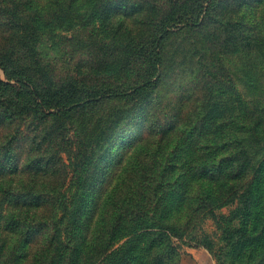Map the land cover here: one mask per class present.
Segmentation results:
<instances>
[{
  "label": "rangeland",
  "instance_id": "obj_1",
  "mask_svg": "<svg viewBox=\"0 0 264 264\" xmlns=\"http://www.w3.org/2000/svg\"><path fill=\"white\" fill-rule=\"evenodd\" d=\"M13 1L21 2L19 13L12 12ZM28 2L38 7L41 23L37 30L26 28L22 33H36L42 64L54 80L71 77L87 86L104 83L114 86L121 80L127 82L137 77L139 68L151 66V55L150 62L145 65L147 54L141 58L137 53H130L127 46L139 44L141 50L148 47L147 39L157 32V20L173 10L169 0H129L133 4L128 8L142 6L140 11L131 10L130 14L122 11V0ZM26 3L25 0H0V50L14 43L17 30L13 26ZM218 14L232 19L242 17L249 24H253L260 14L257 27L261 31L264 28V0H244V5L240 6L224 0L217 11L214 7L202 14L199 27L185 31L182 28L191 26L192 22L178 24V29L162 42L160 69L153 78L157 80V87L149 97L133 99L128 94L106 97L70 109L67 115L56 112L53 107H42L43 114L33 107L23 115V101L14 109L4 104L8 111H0V169L3 168L0 171V198L2 201L11 198L8 191L22 194L28 189L45 193L48 186L55 188L51 190L54 196L44 198L39 207H27L28 221L23 222L24 225L21 223L18 229L9 230L6 225L15 217L19 222L24 216L26 208L21 205L10 206L0 221L5 251L13 249L19 264L31 262L40 250L45 251L53 233L60 227L70 234L65 260L71 259L75 249L81 250L80 260L92 261L98 255L97 250L107 243V238L100 234L103 228L99 225L94 227L97 234L83 230L81 209L82 194H91L100 185L96 182L102 179H122L115 191L118 195L115 201L122 207H134L129 202L133 197V205L138 204L136 215L142 221H153L152 214L170 211L179 215L183 212L180 199L185 194L182 183L189 165L187 160L191 165L197 163L194 157H188L192 144L188 141L199 136L208 124L214 134L217 133L215 127L221 115L234 116V110L229 108L226 112L222 109L233 104V89L243 103L248 102L251 95L249 76L244 70L236 72V67L247 66L245 54L237 55L230 53L228 48H217L220 29L212 17ZM256 58L259 68H264L260 55ZM140 75L143 77L145 71ZM0 80L7 84L9 94H18L22 89L15 79L8 77L2 64ZM259 82L264 85V78ZM30 89L33 91V86ZM138 136H144L141 146L130 148L117 171L111 173L114 162L128 148L130 139ZM198 142L215 143L211 138L193 140L194 145ZM127 179H135V186L130 187ZM93 184L95 186L90 188ZM155 197L157 200L164 198V202L153 213ZM235 206L236 203L224 206L216 211V215L227 217ZM115 211L112 209L108 215L117 214ZM212 217L211 214L205 216L190 235L185 234L180 240L173 238L179 260L187 247H202L195 242L208 239L212 242L211 252L203 248L216 264L214 256L224 242L221 229ZM115 224L116 221L110 223L111 226ZM106 225L108 229L109 225ZM71 227L75 229V239L71 238ZM28 228L31 229L30 242L25 244L23 237ZM148 236L160 238L162 242L167 240L164 233L159 237L150 233L137 241L139 249L146 248L144 241ZM88 241H91L90 245L83 252L82 247ZM124 241L125 238L113 243L98 259V264H106L120 254ZM27 248L26 257L21 256ZM134 250L129 249L127 255L133 256ZM233 252L232 245L231 253L227 254L230 260H233ZM1 259L8 258L2 256ZM174 259H169L168 264ZM134 261L140 260L135 257ZM127 264H132V260L127 259Z\"/></svg>",
  "mask_w": 264,
  "mask_h": 264
},
{
  "label": "trees",
  "instance_id": "obj_2",
  "mask_svg": "<svg viewBox=\"0 0 264 264\" xmlns=\"http://www.w3.org/2000/svg\"><path fill=\"white\" fill-rule=\"evenodd\" d=\"M25 1H27L26 8L22 9L23 13L20 18L17 17L19 20L13 26H16L17 30L14 43L6 49L0 50V64L4 65L8 77L15 79L22 88L18 94H9L6 91L7 84L0 80V111H8L4 106L5 103L9 105L10 109H14L20 101H23L24 106L21 112L23 115L28 114V111L33 107L42 114V107H53L56 112L67 115L70 109L106 97H117L124 94H128L133 99L149 97L157 87V80L155 81L153 78H156L159 73L160 48L164 39L177 30L176 27L180 23L187 25L192 22L191 26L182 28L185 31L199 27L202 23V14H207L214 7L217 11V8L224 2V0L220 2L215 0H169L173 10L157 20V32L147 39L148 47L141 50L139 44L127 46L130 53H137V56L141 58L147 54L145 65L150 62L149 55H151V66L139 68L137 77L127 82L121 80L114 86L107 83L87 86L73 81L74 79L71 77L54 80L46 65L42 64L36 33L31 35L22 33L26 28L34 27L37 30L42 14L37 6L32 5L28 0ZM122 1L120 7L126 14H130L131 10L140 11L142 9L140 5H137L136 9L128 8L127 6H132L133 3H129V0ZM227 1H233V6L244 5V0ZM19 11H21V2L13 1L12 12L19 13ZM14 16L16 18V14ZM96 16L95 14L94 17L96 18ZM260 17L259 14L258 18ZM241 18H227L222 14L212 17L220 29L216 42L217 48H228L230 53L237 55L241 53L246 56L247 66L236 67V72L244 70L249 76L252 82L250 84V99L243 103L235 94L236 90L233 89L231 94L232 97L235 95L233 104L222 109L226 112L229 108L234 110V116L221 115L215 127L217 133L214 134L211 124H208L201 130L199 136L188 141L192 142L188 157H194L197 163L191 165L190 160H187L189 165L185 170L182 183V190L185 194L180 199L182 209L178 208L183 212L179 215L171 214L170 211L166 214H152L150 217L153 221H142L136 215L138 204L136 202L133 205V197H130L129 202L134 207H122L115 201L118 198L115 191L122 179H102L96 182L100 185L91 194L85 192L82 194L81 209L83 230L97 234L94 227L99 225L100 229L103 228L100 234L107 238V243L97 250L98 255L92 261L80 260L81 250L75 249L71 253V259L65 260L64 256L68 249V243H70L67 239L70 234L60 227L53 233L45 251L40 250L33 256L31 262L27 261L23 264H98V259L107 253L113 243L124 238V244L119 250L120 254L117 253L106 264H127V259L132 260V264H168V260L174 258L171 264H180L178 247L173 238L180 240L183 235H190L191 231H194L204 217L209 214L214 216L212 219L215 225L221 229V238L224 242V245L219 247L220 251L214 256L216 264H264V85L259 82L260 78H264V68H259L260 63L256 58L260 55L261 62L264 64V28L261 31L257 27L258 18L253 24L246 23ZM149 46L152 47L149 48ZM141 71H145L143 77L140 75ZM32 86L33 91L30 89ZM236 93L238 92L236 91ZM143 137L138 136L130 139L128 148L114 162L111 173L117 171L124 154L130 148L141 146ZM198 137L201 139L211 138L215 143L198 142L194 145L193 140ZM0 171H3L2 167ZM127 180L130 187L135 186V179ZM95 184L90 188H93ZM47 188L45 193H35L28 189L26 191L31 193L19 194L16 191L10 193L8 191L12 200L9 198L2 201L0 198V221L10 210V206L21 205L26 208L21 221L18 222V218L15 217L9 221L6 228L16 230L20 225H24L23 222L28 221V214H30L27 212V207L31 205L39 207L44 198L54 196L51 190L55 188L51 186ZM25 196L28 199H25ZM163 200L162 197L160 200H157L156 197L153 199L155 204L153 213L156 212L160 203L164 202ZM232 203H236V206L227 217L216 215L218 209ZM112 209L116 210L117 214L108 215ZM85 212L88 215L85 216ZM64 216L62 215V218ZM112 221H116L114 226L110 225ZM35 222L40 224L38 221ZM106 224L109 225L108 229ZM74 230L71 227V238L75 239ZM150 233L156 234L158 237L164 233L167 240L162 242L160 238L157 240L155 237L148 236L144 241L146 248L139 249L137 241L144 239ZM30 235L31 229L28 228L23 237L25 244L30 242ZM2 238L0 231V264H19L18 256L13 249L5 251ZM90 242L88 241L86 245L84 243L83 252H86ZM195 245H201L209 251L212 249V242L208 239L195 242ZM232 245L235 252H233V260H230L227 254L231 253ZM131 248L136 250L133 251V256H128L127 253ZM228 250H230L229 253H227ZM27 251L28 248L23 249L21 256L26 257ZM138 252L140 253L138 254ZM2 256L8 259L2 260ZM135 257L136 260H140L138 263L134 261Z\"/></svg>",
  "mask_w": 264,
  "mask_h": 264
},
{
  "label": "crops",
  "instance_id": "obj_3",
  "mask_svg": "<svg viewBox=\"0 0 264 264\" xmlns=\"http://www.w3.org/2000/svg\"><path fill=\"white\" fill-rule=\"evenodd\" d=\"M203 247H187L181 256L180 264H215L213 258Z\"/></svg>",
  "mask_w": 264,
  "mask_h": 264
}]
</instances>
